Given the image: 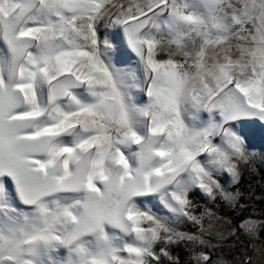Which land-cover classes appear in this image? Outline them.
Returning a JSON list of instances; mask_svg holds the SVG:
<instances>
[{
  "label": "snow or ice",
  "instance_id": "snow-or-ice-1",
  "mask_svg": "<svg viewBox=\"0 0 264 264\" xmlns=\"http://www.w3.org/2000/svg\"><path fill=\"white\" fill-rule=\"evenodd\" d=\"M256 142L264 0H0V264H264L193 203L241 212Z\"/></svg>",
  "mask_w": 264,
  "mask_h": 264
},
{
  "label": "rangeland",
  "instance_id": "rangeland-1",
  "mask_svg": "<svg viewBox=\"0 0 264 264\" xmlns=\"http://www.w3.org/2000/svg\"><path fill=\"white\" fill-rule=\"evenodd\" d=\"M254 151L256 155L249 162V167L244 170L240 181L241 187L238 188L243 193L240 203L245 206L241 212L233 213L226 211L222 205L211 204L210 202L206 203L199 196L193 199V203L197 206V211H199L200 206H204L205 208L216 211L220 216L226 215L231 220V227L236 229L237 234L220 241L218 247L211 250L204 249L205 252H211L213 258L223 255L226 260L231 261L234 256L242 255L249 241L246 234L238 227L237 220L239 218L245 219L250 216L252 219L258 221L256 243L264 242V144L256 142ZM229 190L235 191L236 189L234 187ZM181 230L195 231L191 225L184 226ZM212 243L217 244V241L212 240ZM172 251L173 254L179 255L181 264H185L187 257L190 255L183 248H174ZM189 264H192V262L189 261Z\"/></svg>",
  "mask_w": 264,
  "mask_h": 264
},
{
  "label": "trees",
  "instance_id": "trees-1",
  "mask_svg": "<svg viewBox=\"0 0 264 264\" xmlns=\"http://www.w3.org/2000/svg\"><path fill=\"white\" fill-rule=\"evenodd\" d=\"M239 187H241V182L239 183V185H237V186L235 187V189H237V188H239ZM241 220H243V218H239V219L237 220V224H239V222H240Z\"/></svg>",
  "mask_w": 264,
  "mask_h": 264
}]
</instances>
